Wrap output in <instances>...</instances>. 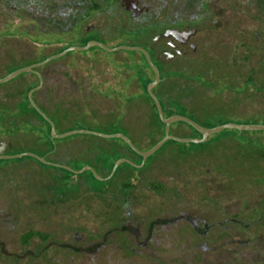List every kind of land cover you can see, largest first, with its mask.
Masks as SVG:
<instances>
[{
	"label": "rangeland",
	"instance_id": "rangeland-1",
	"mask_svg": "<svg viewBox=\"0 0 264 264\" xmlns=\"http://www.w3.org/2000/svg\"><path fill=\"white\" fill-rule=\"evenodd\" d=\"M250 13L245 19L242 17L241 24H246L241 25L240 30L248 29L251 35L250 45L254 53V51H261L259 47L263 44H259V40L261 41L264 37V27L261 24L259 9L255 7ZM30 27L27 22L16 18H6L0 13V78L6 77L17 69L27 67L25 64L29 62H42L44 57L69 50L66 55L38 67L42 74L43 84L40 88L42 92L37 95L36 99L43 103L51 114L56 108L59 116L67 118L60 128L56 129L58 134H64V130L70 132L81 129L100 133L112 132L123 125V133L131 138L141 151L149 150L151 144L162 136V131H158L159 123L154 107L148 100L149 87L147 89L137 88L138 92L144 94V97L139 100L111 101L94 92H99V94L118 92L115 89L116 86H96L97 89L95 86L84 85L93 83L97 76L94 70H88L84 63H78L74 68L68 66L69 63L79 59L83 60L86 57H97L109 61L123 57L131 58L137 54L135 51L112 52L98 46L79 50L76 48L86 47L95 40L92 37L83 39L75 32L63 36H55L51 33L41 34L33 32L32 29L29 30ZM229 33H217L225 47L239 37L237 32ZM256 34H259L258 40L255 38ZM257 46L259 47L256 50L253 49ZM259 62V56L253 54L252 78L261 88L264 85V64L259 65ZM257 69H263V71L257 73ZM72 74L75 79L81 78L80 85L75 87L69 85L68 79ZM36 81V75L23 73L11 81L1 83L0 116L4 111L1 107L15 110V105L21 98L18 92L23 90L25 85L34 84ZM241 83L239 80L235 83L236 88L240 89L239 92L235 89L236 93H233L231 89L224 90L225 86L222 83L212 84L211 89L207 88L204 92L200 88L197 89L196 84L193 83L194 95L187 98L184 97L185 92L182 91L180 84L176 86L174 92L180 93L183 96L185 107L201 119L214 115L208 122L201 121L203 127L211 128L222 122L262 125L253 124L250 120L260 119L264 114V93L259 92L260 90L256 89L253 84L244 92ZM39 86L40 80L37 87L29 92L28 98L30 93ZM89 93L93 95L89 96ZM21 120L17 119L16 122L20 123L13 128L10 124L13 120L10 119L5 123L4 131L12 128L15 133H0V143L9 142L12 150L26 149L28 152L42 150L43 145L36 142L37 137L34 135L37 134L38 128L29 124L30 122L33 125H39L40 121L34 116L28 119L23 117L22 122ZM97 123L102 126L100 127ZM175 125H180V122ZM172 134L192 136L193 132L184 126H176ZM92 136L94 135L76 134L55 139L59 152L51 156L48 161L57 164L56 166L43 164L28 156L0 159V210L7 209L10 202V198L4 196V192L7 195L18 192L25 195L26 191H30L32 198L26 200V198L18 197L20 202L17 205L26 207L38 204L42 209L50 206L55 196V230L52 224L44 227L50 233L55 231L57 240L69 238L76 223H79L78 227L82 228L81 231L85 235L101 237L112 225L110 223L117 222L121 216L125 217L130 209H134L135 217L146 222V225L151 219L172 216L182 209L200 215L202 220L207 219L210 224L223 221L226 217H236L242 222L233 229H229L230 238H239L250 244L222 249L219 251L221 258L231 253L233 258L244 264L246 260H260L262 257L261 261L264 264V130L229 128L220 134H213L207 142L203 143L169 140L147 159L141 156L140 164L131 155L133 160H129L137 166L128 163L121 165L132 170L128 171L131 173L130 180L137 189L126 204L124 199H118L115 196L114 191L115 186L124 180L120 173L114 179L113 186H109L105 190L107 192L102 194L99 191L100 186L91 181L89 174L80 178H77L79 174L75 173L69 176L70 172L77 170L70 166L77 159L85 157V153L101 154L103 147L122 143L119 138H101L97 139L101 144H97L98 142H92ZM191 139H202L199 131H194ZM66 176L72 178V181L68 182L63 179ZM153 184L161 185L164 192H155L152 188ZM36 188L42 192L38 197ZM38 201L42 204L37 203ZM43 220L52 222L51 218H46V220L43 218ZM16 222L17 228L12 230V234L15 239H19L27 220L19 217ZM248 225L250 227H247ZM224 233L225 230L220 225H216L212 228L208 238L213 241V238L222 237ZM122 240L125 245L134 243L127 234L123 235ZM200 243L190 226L185 228L181 224L172 225L160 227L155 231L154 240L145 249L143 256L133 255L130 249L124 248L122 252H116L115 249L107 247L95 260L78 255L73 263L63 259L55 261V264L212 263V253L198 248ZM148 254H154V258H150ZM18 264H25V262Z\"/></svg>",
	"mask_w": 264,
	"mask_h": 264
},
{
	"label": "flooded vegetation",
	"instance_id": "flooded-vegetation-1",
	"mask_svg": "<svg viewBox=\"0 0 264 264\" xmlns=\"http://www.w3.org/2000/svg\"><path fill=\"white\" fill-rule=\"evenodd\" d=\"M255 7L260 11L261 24L264 27V0H0L1 15L29 23V30L32 29L33 32L51 33L55 36L75 32L83 39L92 37L110 48L142 47L149 53L160 72L159 83L153 90L159 98L164 91L169 90L166 87L179 84L185 92V98L194 95L193 83L203 92L217 83H222L224 90L239 92L240 89L235 86L237 80L242 82L241 88L244 92L250 89L252 84L257 86L252 78L251 62L254 54L260 58L258 64H264V37L259 40V44L263 45L253 47L255 50L259 47L261 51L253 53L248 29L240 30L246 24H241L242 17H248ZM228 32H237L239 37L225 47L217 33ZM255 38L258 40L259 34H256ZM135 53L137 54L131 58L123 57L110 61L86 57L69 63L68 66L74 68L78 63H84L88 70H94L97 75L94 78L96 82L84 85L116 86L115 89L118 90L110 94H99L94 90L96 95L111 101H136L144 97L137 88L149 82L152 76L154 79L151 84L154 83L155 74L146 56L139 51ZM36 70L40 73L38 68ZM262 71L263 69L256 70L257 73ZM68 80L69 85L73 87L81 83V78L75 79L74 74ZM235 89L238 91L235 92ZM221 93L222 91L219 95ZM174 112L178 114L177 110ZM164 115L168 118L173 116L170 113ZM173 125L170 128L171 133L175 129ZM58 150L57 147V153ZM128 171L126 169L120 173L124 180L114 190L118 199H126L125 204L137 189L130 180L131 173ZM113 176L103 177L101 181L108 183ZM127 180H130L133 188L125 191L122 186ZM35 190L38 197L42 192L38 188ZM18 193H3L10 198V202L7 209L0 210V264H55V261L63 259L73 263L78 255L95 260L107 247L115 249L116 252H122L124 248L130 249L133 255L140 257L154 240L158 228L179 224L185 228L190 226L201 242L198 248L212 253L210 264H241L230 255L231 253L221 258L219 251L250 244L239 238H230L229 229L242 222L236 217H226L223 221L210 224L207 219L202 220L200 215L183 209L172 216L151 219L147 225L135 217L134 209H130L125 217L121 216L117 222L110 223L112 225L101 237L85 235L81 231L82 228L78 227L79 223H76L69 238L57 240L55 231L50 233L45 230L50 224L55 230V196L51 205L42 209L38 204L19 207L18 197L30 200L33 195L30 191L24 192L25 195ZM37 203L42 204L41 201ZM19 217L27 222L20 238L15 239L12 230L17 228L16 220ZM43 218H51L52 222L44 221ZM216 225L225 230V236H217L211 241L208 237ZM124 234L130 235L134 241L132 245L123 244ZM148 256L154 258V254ZM261 259L262 257L260 260H246L244 264H262Z\"/></svg>",
	"mask_w": 264,
	"mask_h": 264
},
{
	"label": "trees",
	"instance_id": "trees-1",
	"mask_svg": "<svg viewBox=\"0 0 264 264\" xmlns=\"http://www.w3.org/2000/svg\"><path fill=\"white\" fill-rule=\"evenodd\" d=\"M48 57L49 56L44 57L41 61L47 59ZM38 62H40V61H35V62L32 61V62H29L28 64H25V66H30V65L36 64ZM145 63L147 65V62H145ZM147 67L149 68L148 65H147ZM36 79H37L36 83H34V84L31 83V84L25 85V88L23 90H20V92H18L20 94L21 98L16 103L15 110L8 109L6 107H1L2 109H4V111H3V114L0 116V133H5V132H7L9 134L15 133V130H12V128L17 126L20 123V122L19 123L16 122L17 119L23 120V117H26L27 119L30 116L36 117V119H38L40 121L39 125H33L29 121L28 122L30 125L35 126V128H38L37 134H34L32 132H30V133L34 134L37 137L36 142H40L41 145H43V149L38 150V152H34V153L38 154L41 157H44L46 160H50L51 156H54L55 154H57V152H56L57 147L55 145V140L52 139V134H51L52 127H51L50 123L44 117H42L35 108H33L31 106V103H30L29 98H28L29 92L32 89H34L35 87H37V84L39 83L38 76H36ZM153 79H154V77L152 76V79L149 82H146L144 85H142L140 87L147 89L148 86L153 81ZM176 86L177 85L166 87L169 90L166 92L164 91L163 95L160 98L158 96V99L161 102L164 113L186 116V117H189L190 119L194 120L195 122H197L199 125L204 126L201 123V121L202 122L203 121L208 122V121H210L211 117L214 115H211V117H208L207 119H201L200 117L195 115V113L190 112L189 109L187 107H185V105H184L185 102L183 100V96L180 95V93L178 94L177 92L176 93L174 92ZM255 88L259 89L260 90L259 92L264 93V85L261 86V88H259V86H255ZM41 92H42V90L39 89L34 94L35 103L45 113V115L48 116L49 119L54 122L56 129L60 128L62 122L65 119H67L66 116H63V117L59 116L57 109L55 107H54L55 112L53 114H51L49 112L48 108L43 103L39 102L38 99H36L37 95ZM148 97H149L148 100H150L151 104L154 107L155 116H156L157 121L159 123V127H158L159 130L158 131L159 132L162 131L161 134L163 133L162 136L158 140L154 141L151 144V146L148 148V149H150L156 143H158L161 139L164 138V136H165V124L160 119V116H159V113H158V110H157V107H156L154 100L150 97L149 94H148ZM174 110H177L178 114H176L174 112ZM166 118H168V117H166ZM10 119L13 120L12 122H10L12 128L4 131V128H6L5 123ZM226 119H229V118H226ZM22 120H21V122H22ZM250 121H252L253 124L259 123V124L264 125V114L261 116L260 119H251ZM223 124H227V122H222L218 126L223 125ZM97 125H99L100 127L102 126L99 123H97ZM176 126L186 127L188 130L193 132V135H194V131L198 132L195 128H193L191 125H189L187 123L180 122V125H175V124L173 125V127H176ZM214 127H217V125ZM214 127H211V128H214ZM123 128H124L123 125H120V127H118V129H115L112 132H104V133H110V134L111 133L112 134L123 133ZM65 132L66 131L64 130L63 133H65ZM175 136H177L179 138H184V137L185 138H191L192 137V136H185L184 134H177ZM200 136L202 137L201 134H200ZM92 137H93V140L94 139H96V140L101 139V137H97V136H92ZM93 140H92V142H95V143L98 142L97 144H101V143H99L98 140L97 141L96 140L93 141ZM120 141L122 142L121 144H117V145L113 144V146H110V147H103L102 148L103 152L101 154L92 155V153L89 154L87 152V153H85V157H81V159H77L75 162H73L74 164H72L71 166L69 165V166L74 168V169H77V170L83 169V168L88 167V166L93 167L96 170L97 174H99L103 178V177L110 176L115 163L122 158L132 159L131 155H133L135 157V159H137L139 161L137 163L140 164L142 161V157L140 155H138L135 151H133L131 149V147L124 140L120 139ZM10 146L11 145L9 143L8 144V151H7L8 154H17V153L28 152L26 149H24L23 151L18 150V149L12 150V149H10ZM126 169L131 170V169H129V167H126L125 165L124 166L121 165L116 170L115 175L112 177L111 181L106 183V184H108V185H106L107 187L103 185V184H105V182L99 180L91 171H87V172H84L83 174H79L77 176V178H80L82 176H86L87 174H89L90 176L88 175V177L91 179V181L100 186L99 191L102 194V193L107 192L105 190L109 186H111V187L113 186L114 179L118 176L119 173H121L123 170H126ZM134 171H135V169H134ZM73 175H74V172H70L69 176L71 177ZM69 176H66V178L63 177V179H66V181H68V182L72 181V178H70ZM124 184L125 185H123L122 188L125 191L133 188L130 180H127ZM116 188H118V185L115 186V190H116ZM152 188L157 190V191H160L163 189L162 186L158 185V184H153ZM124 201L126 202V199H124Z\"/></svg>",
	"mask_w": 264,
	"mask_h": 264
},
{
	"label": "water",
	"instance_id": "water-1",
	"mask_svg": "<svg viewBox=\"0 0 264 264\" xmlns=\"http://www.w3.org/2000/svg\"><path fill=\"white\" fill-rule=\"evenodd\" d=\"M92 46H98V47H101L107 51H112V52L117 51V50L139 51L146 56V58L149 62V65L155 74V81H154V83H152L148 86L149 87L148 91H149L150 97L154 100V102L156 104V107H157L161 121L165 124V136L163 139H161L158 143H156L149 150L141 151L136 146V144L132 141V139L129 138L128 136H126L124 133L106 134V133H100V132H94V131H90V130L81 129V130L66 132L64 134H58L54 122L52 120H50L49 117L46 116L45 113L35 103V101L33 99V94L35 92H37L42 87V84H43L42 75L36 69L38 67H41V66L51 62L55 58H59V57L66 55L69 52V50H66L62 53H58L56 55L50 56L45 61L17 69L15 71L11 72L10 74H8L6 77L0 78V84H1V83L11 81L23 73H33L39 77L40 86L38 89H35L34 91H32L30 93L29 101L31 103V106L33 108H35L38 111V113L50 123V125L52 127L51 134H52L53 140L60 139V138H66V137L76 135V134H90V135H94V136H98V137L106 138V139L119 138V139L124 140L131 147V149L133 151H135L137 154L142 156L144 159H147L149 156H151L152 154L157 152L169 140H175V141H180V142H184V143H189V142H194V141L203 143V142H207L213 134H220L224 130L229 129V128L237 129V130H264V125H238L235 123H227V124H223V125H220V126H217L214 128H206V127L199 125L197 122H195L194 120H192L186 116L173 115L169 118H166L164 115V112H163L161 102L159 101L158 97L153 93V90L157 87V85L159 83L160 72H159L158 68L153 64L149 53L145 49H143L142 47H129V46H119L117 48H110L107 45H105L104 43L99 42V41H92L88 46L80 47V48H76V49L87 50V49L91 48ZM178 122H183V123H187V124L191 125L197 131H199V133L202 135V139L179 138V137L171 134V132H170L171 126L175 123H178ZM8 144H9V142L0 143V159H15V158H23L25 156H28V157H33V158L37 159L38 161H40L41 163L46 164V165H53V166L57 165V164L49 162L44 157H41L34 152H23V153H17V154H8L7 153ZM123 163L135 165L131 160H129L127 158H122L115 163L113 170L110 174V177L115 174L118 167ZM135 166H137V165H135ZM87 171H91L99 180H103V178L99 174H97L96 170L93 167L88 166V167H85V168L80 169V170H73V172L75 174H82V173L87 172Z\"/></svg>",
	"mask_w": 264,
	"mask_h": 264
}]
</instances>
